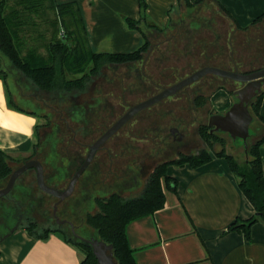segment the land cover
Listing matches in <instances>:
<instances>
[{"label":"rangeland","instance_id":"1","mask_svg":"<svg viewBox=\"0 0 264 264\" xmlns=\"http://www.w3.org/2000/svg\"><path fill=\"white\" fill-rule=\"evenodd\" d=\"M197 11V16H188L182 11L174 17V26L165 32L154 30L149 33L151 45L140 61L102 66L89 77L84 88L73 91L65 101L37 89L7 61L2 63L13 102L39 115L42 124L37 129L33 152L48 162L45 175L51 174L54 178L47 177L48 184L63 188L86 153L87 145L129 106L209 62H224L229 55L236 59L244 32L235 29L233 22L210 0H204ZM45 28V23L39 27L40 30ZM228 44L231 54H228ZM206 78L210 75L206 74L177 94L164 97L131 116L98 148L90 169L84 177L77 179L72 193L57 205L55 214L78 224V235L96 239L95 230L85 221L86 213L97 211L95 198L114 191L123 197L138 195L145 177L139 186L129 180L137 162L147 165L148 175L156 163L165 158H176L178 151L188 153L203 147L197 129L200 124H207L206 97L210 89L204 90L201 86L195 89L194 86L202 84ZM195 94L204 96L201 104H195ZM171 129L177 131L175 137L171 135ZM223 137L227 144L230 143L226 134ZM227 147L240 160L245 159L243 145L232 148L228 144ZM218 149L220 146L216 145L215 150ZM22 158L8 162L15 168ZM70 160L73 164L64 170L60 163ZM22 176L24 179H18L12 190L0 199V236L12 227L26 226L32 220L37 224V232L60 227L65 234L77 237L69 226L56 223L52 214L56 198L37 187L34 171L26 170Z\"/></svg>","mask_w":264,"mask_h":264},{"label":"crops","instance_id":"2","mask_svg":"<svg viewBox=\"0 0 264 264\" xmlns=\"http://www.w3.org/2000/svg\"><path fill=\"white\" fill-rule=\"evenodd\" d=\"M55 1H72L77 5L91 51H132L144 42L142 32L126 21L140 17L139 0ZM143 1L146 19L162 28L161 32L174 26V17L182 11L188 16L198 14V9L189 12L178 6L177 0ZM218 1L230 13L234 28L242 30L245 37L239 43L236 59L229 55L224 62L208 65L245 72L263 66L264 0ZM143 30L147 35L154 31L152 27ZM231 52L230 46L228 54ZM213 82L206 105L208 109L221 111L228 107L229 90L237 82L211 74L202 83ZM217 84L222 87L216 88ZM262 91L259 113L264 116V87ZM9 97L7 81L0 77V149L18 159L33 152L37 129L42 123L35 111L30 113L10 105ZM259 152L264 176V141ZM167 173L176 179V192L166 190L162 208L131 220L126 226L137 264H264L262 222L252 224L249 237L241 231H226L235 217L247 218L254 209L240 191L238 179L223 156L212 155L195 167L170 164ZM11 229L0 236V264H79L84 256L59 231L37 238L24 226Z\"/></svg>","mask_w":264,"mask_h":264},{"label":"trees","instance_id":"3","mask_svg":"<svg viewBox=\"0 0 264 264\" xmlns=\"http://www.w3.org/2000/svg\"><path fill=\"white\" fill-rule=\"evenodd\" d=\"M203 2L204 0L194 2L177 0V5L190 12L198 9ZM214 2L225 16L232 19L228 10L218 0ZM139 7L140 17L126 18V21L131 28H138L142 32L144 42L132 51L94 52L89 49L84 24L74 2L0 0V77L6 79L7 71L2 63L7 61L9 66L22 74L24 79L29 80L37 89L65 101L71 97L73 91L84 88L89 77L98 72L102 66L110 63L140 61L143 58V54L151 45L143 27H152L158 32L162 31V28L146 19L143 0H139ZM42 23L46 25L44 30L39 29ZM237 27L240 28L239 25ZM221 87L216 85V88ZM262 96L263 91L258 95L251 110L255 118L264 124V116L259 113ZM203 99V95H195V104H201ZM9 103L15 108L35 113L14 103L11 97H9ZM209 129L207 124L198 126L199 136L204 143L200 149L188 153L178 151L176 158H165L156 163L145 178L140 194L123 197L119 192L114 191L94 199L98 207L97 211L91 214L86 213L85 221L95 230L96 239L111 245V254L118 264H137L127 239V224L131 220L162 208L166 201V190L176 192V179L167 173V166L170 164H189L195 167L210 160L212 155L223 156L231 172L238 179L240 191L254 209L247 218L235 217L228 224L226 231H241L249 237L253 223L264 224V176L259 152V146L264 141V134L247 145L245 159L240 160L234 152L227 150L225 138L218 133L210 132ZM216 145L220 146V149L215 150ZM28 158L30 155L20 161L24 162ZM12 159L0 149V187L6 183L14 169L8 162ZM79 163L80 161L75 169ZM60 164L65 166L64 163ZM24 228L37 238H44L51 231H59L67 241L83 251L84 256L79 264H98L90 243L71 234H65L60 227L37 232V224L31 220Z\"/></svg>","mask_w":264,"mask_h":264},{"label":"water","instance_id":"4","mask_svg":"<svg viewBox=\"0 0 264 264\" xmlns=\"http://www.w3.org/2000/svg\"><path fill=\"white\" fill-rule=\"evenodd\" d=\"M206 74H215L245 82L241 88L234 91V94H238L237 100L231 102V104L224 111L210 114L207 125L210 127V132L216 131L219 133H226L227 136L233 139V142L237 139L238 141L234 142V146L239 145V143L240 145L243 144V146L246 145L245 140L252 133L249 124L253 119V116L249 111L248 104L250 98L262 90V85L264 84V68L253 72L242 73L218 66L207 65L194 70L176 82L162 88L155 94L129 106L113 123H111L106 128V130L101 135H99L92 143L88 145L83 161L73 171L64 188H56L45 183L42 163L38 159L32 158L26 160L11 171L6 183L0 187V197L6 195L11 190L15 180L21 173L29 168H34L35 179L38 187L42 191L57 198L53 204L52 214L59 222L58 216L55 214L57 205L72 193L75 182L85 170L97 148H99L104 143V141H106L113 133H115L137 111L152 105L164 97L174 94L184 86L196 81ZM240 93L243 94V97ZM181 166H183V164H181ZM64 221L67 220H62V222ZM69 223L72 225L71 222ZM74 235H76L79 239L90 243L98 264H118L113 259L110 244L95 238L88 239L77 234Z\"/></svg>","mask_w":264,"mask_h":264},{"label":"flooded vegetation","instance_id":"5","mask_svg":"<svg viewBox=\"0 0 264 264\" xmlns=\"http://www.w3.org/2000/svg\"><path fill=\"white\" fill-rule=\"evenodd\" d=\"M228 46L230 47V45L228 44ZM261 68H264V65L263 66H261V67H258V68H256V69H254V70H251V71H247V72H253V71H256V70H258V69H261ZM225 69H229V68H225ZM229 70H233V71H237V72H242V73H247V72H245V71H240L239 69H229ZM211 75V74H210ZM205 76V75H204ZM204 76H202V77H204ZM202 77H200L199 79H201ZM199 79H197V80H199ZM230 79H232V78H230ZM197 80L196 81H194V82H192V83H190V84H188V85H191V84H194V83H196L197 82ZM232 80H234V79H232ZM234 81H236L237 82V84L233 87V88H231L230 90H229V92H230V103H229V105L231 104V102H233L234 100H237V96H238V94L237 93H235L234 94V91L235 90H237V89H239V88H241L244 84H245V82H241V81H237V80H234ZM176 82V81H175ZM172 83H174V82H172ZM172 83H170V84H172ZM188 85H186V86H184L183 88H181V89H184L185 87H187ZM213 83H211V84H204V83H198L197 85H195L194 86V88L196 89L198 86H201V87H203L202 89H212L213 88ZM217 85H220V84H217ZM263 87H264V84L262 85V90H263ZM180 89V90H181ZM202 89H200V90H202ZM262 90L259 92V93H257V94H255L252 98H250V100H249V104H248V108H249V111H250V113H251V115L253 116V119H252V121L250 122V124H249V126H250V129H251V131H252V133L246 138V140H245V144L246 145H244V149H246V147H247V145L248 144H250V143H252V142H255V140H257V138L258 137H260V136H262L263 134H264V124L263 123H261V122H259L256 118H255V116H254V114H253V112H252V110H251V107L253 106V104L256 102V99H257V97H258V95L262 92ZM179 92V90L176 92V94ZM197 94V93H196ZM195 94V95H196ZM241 95H242V97H243V94L242 93H240ZM194 95V96H195ZM208 101V99L206 100V102ZM228 105V106H229ZM225 109H223V110H221V111H224ZM221 111H215V110H212V109H208V117H209V115L210 114H212V113H216V112H221ZM84 113L86 112L85 110L83 111ZM207 121H208V119H207ZM126 123V122H125ZM107 128V127H106ZM106 128L99 134V135H101L105 130H106ZM84 130H85V128H83ZM118 131V130H117ZM116 131V132H117ZM176 132L177 131H175L174 129H171L170 130V133H171V135H173V137H175V134H176ZM214 133H218L220 136H222L223 137V134H226V133H219V132H216V131H213ZM113 135V134H112ZM111 135V136H112ZM227 135V134H226ZM229 137V136H228ZM97 138V137H96ZM95 138V139H96ZM230 138V143H228V144H230V147H235L234 146V143L232 142L233 141V139L231 138V137H229ZM94 139V140H95ZM93 140V141H94ZM92 141V142H93ZM236 141H238L237 139L234 141V142H236ZM91 142V143H92ZM233 143V144H232ZM227 144V145H228ZM89 145V144H88ZM88 145H87V148H88ZM227 145H226V148H227V150H230V148H228L227 147ZM239 145H240V143H239ZM243 145V144H242ZM100 147H102V146H100ZM99 147V148H100ZM99 149L97 148V150L95 151V153L93 154V157H92V159L90 160V162L87 164V166H86V168H85V172H84V174H86V172L90 169V164H92V160L94 159V157L96 156V152L98 151ZM111 151H112V149H111ZM87 152V151H86ZM231 152H233V151H231ZM86 154V153H85ZM85 154H84V156L80 159V163L83 161V159H84V157H85ZM32 158H36V159H38L41 163H42V167H43V176H44V181H45V183H47L48 184V178L49 179H52L53 178V176L51 175V174H49V176L47 175H45V173H46V171H45V168H47V166H48V162H46V161H43V160H41L38 156H37V154H35V152H33V154L32 155H30V158H28V159H32ZM27 159V160H28ZM73 160V159H72ZM72 160H70V162H67L66 163V161H69V159H67L66 161H65V163H64V170H65V168H67V167H69V165L71 164V163H73V161ZM26 161V160H25ZM24 161V162H25ZM23 163V162H22ZM22 163H20V164H22ZM50 163H51V161H50ZM80 163H79V165H80ZM19 164V165H20ZM19 165H17V166H19ZM16 166V167H17ZM134 166V165H133ZM15 167V168H16ZM62 167V166H61ZM129 167V166H128ZM146 167H147V165L144 163H142V162H137L136 164H135V167L134 168H132L131 170L134 172L133 173V175L132 176H129V180H130V182H134V183H136L138 186H139V182H140V180L141 179H143V177H147V175H146ZM27 170H33L34 171V174H35V169L34 168H29V169H27ZM26 172V170L23 172V173H21L18 177H17V179L15 180V182H14V184L16 183V181L18 180V179H22L23 178V174ZM149 173V172H148ZM59 174L60 173H58L57 174V177L59 176ZM82 175V174H81ZM81 175H80V177H81ZM48 177V178H47ZM24 179V178H23ZM54 179V178H53ZM22 181V180H21ZM35 182H36V179H35ZM50 183V182H49ZM14 184H13V187H14ZM36 185H37V183H36ZM48 185H50V184H48ZM52 186V185H51ZM12 187V188H13ZM37 187H38V185H37ZM54 187H56V186H54ZM65 187V186H64ZM63 187V188H64ZM11 188V189H12ZM39 188V187H38ZM56 188H60V189H62V187H59L58 185H57V187ZM40 189V188H39ZM41 190V189H40ZM56 198V197H55ZM57 199V198H56ZM55 199V200H56ZM63 201V200H62ZM61 203V202H60ZM59 203V204H60ZM58 216V215H57ZM54 217V216H53ZM54 219H55V217H54ZM58 220H59V222L55 219V221H56V223L57 224H59V225H65V226H69V229H70V231L73 233V234H80V232H79V227H78V224L76 225V224H74V223H72V225L69 223L70 221L66 218V217H58ZM62 220H67V221H64V222H62ZM69 221V222H68ZM78 232V233H77ZM81 236V235H80Z\"/></svg>","mask_w":264,"mask_h":264}]
</instances>
